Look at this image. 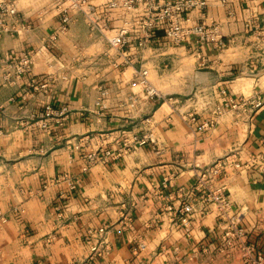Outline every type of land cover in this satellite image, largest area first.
<instances>
[{"label":"clouds","instance_id":"9594fccd","mask_svg":"<svg viewBox=\"0 0 264 264\" xmlns=\"http://www.w3.org/2000/svg\"><path fill=\"white\" fill-rule=\"evenodd\" d=\"M0 264H264V0H0Z\"/></svg>","mask_w":264,"mask_h":264}]
</instances>
